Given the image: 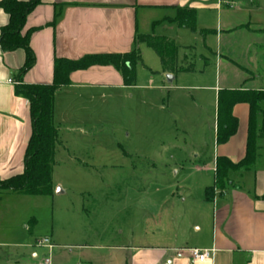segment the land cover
<instances>
[{
    "label": "rangeland",
    "instance_id": "374dc122",
    "mask_svg": "<svg viewBox=\"0 0 264 264\" xmlns=\"http://www.w3.org/2000/svg\"><path fill=\"white\" fill-rule=\"evenodd\" d=\"M231 1L237 8L201 13L194 32L174 33L180 55L181 47L188 46L198 58L193 73H177L168 86L158 56L142 43V64L155 73L137 66L132 99L93 98L85 109L72 110L87 120H67L57 127L52 184L63 192L0 198V264H15L22 257L31 263L36 250L31 247L51 233L63 246H166L168 230L183 227L187 232L202 198L201 183L211 181L208 174L191 172L190 156L211 154L215 147V53L221 49L248 70L225 71L231 85L257 75L264 87V0ZM228 24L235 28L222 33L220 46L215 33L200 35ZM43 253L38 249L39 258Z\"/></svg>",
    "mask_w": 264,
    "mask_h": 264
},
{
    "label": "crops",
    "instance_id": "0c3cea01",
    "mask_svg": "<svg viewBox=\"0 0 264 264\" xmlns=\"http://www.w3.org/2000/svg\"><path fill=\"white\" fill-rule=\"evenodd\" d=\"M185 7L195 10L196 18L201 13L222 14L237 8L231 0H40L26 17L22 30V34L30 31L28 43L35 58L33 67L18 80L17 72L24 62L23 50H0V180L22 173L23 155L31 133L28 102L15 95V85L12 83L50 84L56 59L76 60L85 55L127 54L134 47L136 35L157 32L154 36L175 42L173 35L178 28L170 19L175 15L176 8ZM7 22L8 16L0 8V29ZM233 28L228 24L218 32L206 30L216 34L220 46L222 33ZM246 32L249 33L247 29ZM141 44L137 45L139 52ZM193 52L191 47L185 46L181 47L180 55L178 48L176 70L164 69L161 64V77L165 84L170 86L177 73L195 71L196 54ZM215 54L218 73L211 89L216 95L219 89L264 91L259 84L263 81L257 75L254 79H241L237 86L231 85L226 80L228 74L225 71L238 69L249 74L248 70L237 64L230 54L222 53L221 49ZM200 60L206 65L204 55ZM251 60H255L254 56ZM188 64H192L191 71H178V68ZM139 65L146 68L142 64L141 52L140 62L136 65V78ZM166 75L172 76L170 83L166 81ZM149 81H153L152 76H149ZM134 88L135 85L124 87L120 73L110 66H93L72 72L69 85L59 88L54 94L53 122L58 127L67 120H87L85 116L80 117L81 113L72 110L85 109L84 106L91 104L93 98L103 100L111 96L128 101L132 99L131 90ZM232 114L238 122L236 133L223 145L216 144L214 134L215 147L211 154L200 151L192 152L190 156L191 172L199 176L208 174L211 181L205 183V179L201 183L202 198L196 203V214L189 220L187 232L183 227L168 230L166 246H63L56 243L57 238L51 233L48 239L52 249L33 245L31 248L36 250L31 253L30 262L40 264L50 254L51 264H74L73 260L78 264H264V151L260 152L253 169L229 171L228 184L223 189L215 188L210 199L205 198V190L214 185L216 159L224 157L236 164L245 155L248 105H234ZM259 124L260 120H255L256 128ZM53 186L58 193L63 192L60 186ZM11 194L20 195L6 193L0 198ZM24 229L28 227L24 226ZM38 249L44 252L41 258ZM191 249L211 250L212 254L205 262H194L189 253ZM22 258L14 261L15 264H31ZM11 262L8 260L6 264Z\"/></svg>",
    "mask_w": 264,
    "mask_h": 264
},
{
    "label": "trees",
    "instance_id": "16d2710c",
    "mask_svg": "<svg viewBox=\"0 0 264 264\" xmlns=\"http://www.w3.org/2000/svg\"><path fill=\"white\" fill-rule=\"evenodd\" d=\"M40 0H1L0 8L8 16L7 24L0 29V50L11 52L21 49L24 62L17 72L18 80L34 65V54L29 47L30 31L22 34L25 19ZM178 29L196 30V12L191 8H176L170 19ZM212 34L210 30H201L205 37ZM143 43L152 49L161 61L164 69H175L178 47L175 42L162 36L136 35L134 47L127 54H94L85 55L76 60L56 59L53 64L52 82L46 85H26L17 83L14 93L28 102L31 133L23 155V171L8 179L0 180V196L16 193L24 196H50L53 194L52 169L54 152L57 144L58 130L53 122V97L55 92L69 85L72 72L86 70L93 66H110L116 69L123 86L131 88L136 81V65L140 62L137 45ZM192 64L178 68V71H191ZM264 91L244 89H219L216 95L215 142L225 144L237 130V119L232 114L236 104L245 103L249 108L248 136L245 155L238 163L233 164L224 157L216 159L213 187L205 190V198L210 199L213 190L223 189L228 184L227 174L231 170L249 171L253 169L260 156L264 140ZM260 116L259 127L256 128V117Z\"/></svg>",
    "mask_w": 264,
    "mask_h": 264
},
{
    "label": "built area",
    "instance_id": "2783aa9c",
    "mask_svg": "<svg viewBox=\"0 0 264 264\" xmlns=\"http://www.w3.org/2000/svg\"><path fill=\"white\" fill-rule=\"evenodd\" d=\"M9 83H11V81H9ZM12 84L16 85L17 83H12ZM36 246L45 247L48 250H51L53 247L48 238L38 240ZM189 253H190L191 259L194 262H199V263L207 261L212 254L211 250H196V249L189 250ZM40 264H51L50 254L46 255L41 260Z\"/></svg>",
    "mask_w": 264,
    "mask_h": 264
},
{
    "label": "water",
    "instance_id": "95a60500",
    "mask_svg": "<svg viewBox=\"0 0 264 264\" xmlns=\"http://www.w3.org/2000/svg\"><path fill=\"white\" fill-rule=\"evenodd\" d=\"M166 81L170 83L172 81V76L166 75ZM56 192L58 193V190H56Z\"/></svg>",
    "mask_w": 264,
    "mask_h": 264
}]
</instances>
